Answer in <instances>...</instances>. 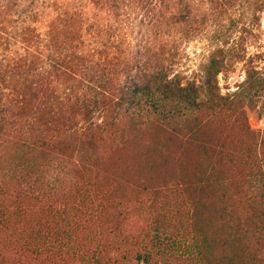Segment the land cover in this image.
<instances>
[{
  "label": "trees",
  "instance_id": "trees-1",
  "mask_svg": "<svg viewBox=\"0 0 264 264\" xmlns=\"http://www.w3.org/2000/svg\"><path fill=\"white\" fill-rule=\"evenodd\" d=\"M263 14L88 0L42 41L22 32L0 61V264H264V126L247 117L264 78L248 63L217 83L264 53Z\"/></svg>",
  "mask_w": 264,
  "mask_h": 264
},
{
  "label": "rangeland",
  "instance_id": "rangeland-1",
  "mask_svg": "<svg viewBox=\"0 0 264 264\" xmlns=\"http://www.w3.org/2000/svg\"><path fill=\"white\" fill-rule=\"evenodd\" d=\"M87 2L88 0H0V61L9 59L14 54H21L19 49L21 45L17 40L25 30L32 31L35 38L42 41L47 21L55 17L61 5L74 6ZM263 20L264 14L261 24L264 23ZM249 43L247 40L244 48L248 54H254V48ZM201 46V44L189 43L186 46V52L191 55V52ZM193 62L188 68H193V64L196 63ZM248 63L264 78V53L260 57L252 59L244 56L236 62L233 61L230 70L217 75L218 87L222 94L235 90L236 86L244 79V71L249 65ZM247 117L251 129L262 130L264 126V92L256 99L253 106L248 107Z\"/></svg>",
  "mask_w": 264,
  "mask_h": 264
}]
</instances>
